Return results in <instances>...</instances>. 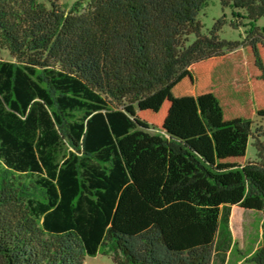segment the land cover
I'll list each match as a JSON object with an SVG mask.
<instances>
[{
  "label": "trees",
  "instance_id": "obj_1",
  "mask_svg": "<svg viewBox=\"0 0 264 264\" xmlns=\"http://www.w3.org/2000/svg\"><path fill=\"white\" fill-rule=\"evenodd\" d=\"M221 1L264 16V0ZM205 4L0 0V51L15 58L0 59L6 264H86L100 252L116 264H228L232 207L264 214V144L256 159L222 169L124 110L236 48L218 27L203 33ZM253 259L264 264V225Z\"/></svg>",
  "mask_w": 264,
  "mask_h": 264
},
{
  "label": "rangeland",
  "instance_id": "obj_2",
  "mask_svg": "<svg viewBox=\"0 0 264 264\" xmlns=\"http://www.w3.org/2000/svg\"><path fill=\"white\" fill-rule=\"evenodd\" d=\"M37 1L47 8L56 2L70 10L81 0ZM205 2L198 16L203 33L210 34L218 27L220 39L236 48H226L222 56L191 66L166 90L127 104L124 110L142 130L176 137L198 154L204 149L209 159L217 158L219 166L235 168L256 159L257 142L264 144V41L256 29L264 27V16L252 21L244 9L224 6L221 0ZM0 59L15 61L7 49L0 51ZM204 118L210 122V130ZM263 225L262 212L235 208L231 219L235 249L228 264H256L253 258L263 245ZM0 264L6 263L0 258ZM86 264L116 263L113 254L100 252L87 257Z\"/></svg>",
  "mask_w": 264,
  "mask_h": 264
},
{
  "label": "crops",
  "instance_id": "obj_3",
  "mask_svg": "<svg viewBox=\"0 0 264 264\" xmlns=\"http://www.w3.org/2000/svg\"><path fill=\"white\" fill-rule=\"evenodd\" d=\"M210 136V135H209ZM199 154H200V156L202 157V158H204L205 160H207L208 162H210V163H212L213 165H215L216 167H218V168H222V169H227V168H229V167H221V166H219L218 165V160H217V158L215 159V160H211V159H209L206 155H205V150L203 149V151H201L200 150V152H199ZM220 158V157H219ZM220 159H222V158H220ZM236 166H238V165H236ZM235 166V167H236ZM230 168H234V167H230ZM235 208H239V209H241V210H243V211H250V210H244V209H242V208H240L239 206H233L232 207V211H231V216H230V230H231V219H232V216H233V213H234V210H235ZM255 212V211H254ZM232 232V231H231ZM233 236V235H232ZM233 241H234V238H233ZM234 243H235V241H234ZM230 258V255L228 256V259Z\"/></svg>",
  "mask_w": 264,
  "mask_h": 264
}]
</instances>
